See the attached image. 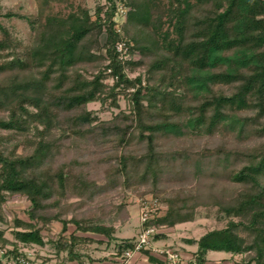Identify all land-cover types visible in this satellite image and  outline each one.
Here are the masks:
<instances>
[{"label":"trees","instance_id":"trees-1","mask_svg":"<svg viewBox=\"0 0 264 264\" xmlns=\"http://www.w3.org/2000/svg\"><path fill=\"white\" fill-rule=\"evenodd\" d=\"M50 1L61 0L43 3ZM124 3L132 10L120 27L123 37L114 20L117 0L98 7L95 20L88 12L47 17L37 23L38 35L26 47L1 27L0 52L10 47L22 52L0 63V73H11L0 82V221H6L5 196L23 195L30 205L29 222L18 221L22 230L14 232L16 243L0 229V249L10 245L7 253L17 256L23 254L20 244L43 247L38 225L58 221L63 229L55 249L79 259L76 232L111 240L114 228L108 224L119 220L106 221L105 214L86 211L62 217L69 207L61 205L64 200L77 197L87 206L106 193L105 184L89 172L92 166L108 164L104 145L113 143L117 153L113 174L128 179L142 166V176L155 185L162 177L170 180L178 160V170L190 160L184 151H157L158 138L218 134L232 137L234 145L197 154L191 161L193 177H212L207 168L214 167V181L228 177L247 189L232 196L205 180L206 192L181 189L166 198L165 214L155 223L173 227L193 221L200 202L217 206L231 219L199 238L187 264H206L210 251L244 256V264H264V144L250 151L241 147L255 133L264 136V0H169L166 10L161 0ZM165 14L171 32L161 31ZM103 33L104 53H92L100 49ZM120 41L131 45L126 57L117 50ZM144 63L147 83L141 75L130 78L128 71ZM88 64L93 66L91 77L82 73ZM122 95L130 111H120L110 121L97 120L87 109L89 103L108 99L118 107ZM133 141L144 144L143 153L131 152ZM69 150L77 160L60 163ZM145 195L164 205L158 194L140 197ZM70 224L75 232L66 237L62 234ZM134 241L121 242L119 251L133 250Z\"/></svg>","mask_w":264,"mask_h":264},{"label":"rangeland","instance_id":"rangeland-1","mask_svg":"<svg viewBox=\"0 0 264 264\" xmlns=\"http://www.w3.org/2000/svg\"><path fill=\"white\" fill-rule=\"evenodd\" d=\"M107 3V0H61V1H50L47 4L43 3V0H0V29L1 27L7 29L11 36L14 39V42L20 43L23 47L30 46L33 44V41L37 37V23H44L47 17H57V18H67L70 14H82L83 12H88L91 16L92 20L96 18V11L98 7H101ZM169 0H161V9L166 10L169 7ZM117 7L119 11H123V22L126 19V14L132 10V6L125 5L124 0H117ZM26 18H21V17ZM169 15L165 14L162 18L161 31H172V26L170 23ZM173 36V35H172ZM2 33L0 30V39H2ZM99 44L100 49H93L92 53L99 54L104 53V50H101V47L104 45L106 41L105 33L99 36ZM22 49L19 47H10V49H6L5 51H1L0 54V63H5L13 59L14 54H21ZM138 53V50H136ZM163 53H159L158 55L162 58ZM140 56V54H139ZM93 66L88 64L84 71H82L83 75L86 77H91V71ZM147 65L144 63L142 67L135 68L133 70L128 71V75L130 78H135L141 75L143 79V83H147ZM11 73H0V82L5 81L8 77H10ZM131 90V89H129ZM130 103L129 101L122 96L118 98V107H114L110 99H108L105 103L101 102H92L89 103L87 109L92 112V116L100 121H110L112 120L120 111H124L125 113H129L130 111ZM34 111L33 108H30ZM5 134V133H2ZM226 138V137H225ZM227 141V142H226ZM157 151L162 153H168L169 151H181L189 154L190 160L185 162L183 165V169H177L178 165L182 163V161L178 160L175 166L174 174L169 175L170 180H165L164 177L154 185L152 178L147 179V177L142 176L143 167L139 166L128 172V179L124 176L113 174L115 169V156L116 151L114 148V144L104 145L103 148L105 151V157H108V164L104 163L100 165V168L96 169L95 166H92L89 169L93 179H97L100 184H105L106 193H104L101 197H97L93 202L87 203V206L83 205L84 202H81L77 197H71L68 200H64L62 202L63 205L69 206L65 209L64 215L62 217H66V219H70L73 214H79L81 212L86 211L89 214L94 213L95 215L105 214L107 219H113L118 217V219H123L127 213V207L130 204L131 199L134 197H140L143 193H156L161 197L164 205L163 208L167 207L166 198L173 197L176 191L184 190V191H193V193L197 190H201L206 192L207 186L204 185L205 180L208 183L212 181L214 184V189H220L228 194L234 196L237 193L245 191L247 187L245 185L237 184L232 182V180L228 177L219 178L216 181L212 177L214 173L217 174L218 169L214 167H208L207 171L212 172V177L205 178V180L201 181L200 177H193L192 175V166L193 160L197 157V154L203 153L205 150L213 151L214 149L220 148L221 145H226L227 147H231L234 145V140L232 137L223 139L218 134L213 136H196V135H187L181 139H174L172 137L168 138H158L157 141ZM113 144V145H112ZM264 144V136L259 137L258 134H254L251 138L247 140H243L241 145L243 151L251 150L253 148L259 147ZM133 145L129 147L132 153H143L144 152V144H139L136 141H133ZM109 149V150H108ZM22 147L18 149L21 152ZM120 151V149H119ZM75 152L68 151L64 152L60 163H70L73 164L74 160H77ZM119 155V154H118ZM97 165V162L93 163ZM240 165L236 166L238 169ZM77 171V168H75ZM184 170L185 172H183ZM79 172L74 174L75 176L79 175ZM78 174V175H77ZM215 174V175H216ZM126 179V180H125ZM204 185V186H203ZM203 186V188H201ZM68 192L71 190L68 188ZM72 191V190H71ZM70 193V192H69ZM84 201V200H83ZM81 202V203H80ZM195 209V222L192 223L189 227H187L184 231L180 232V238L189 237L190 239H198L205 232H208L213 229H219L224 227L227 222L231 219L230 216H227L226 213L220 212L217 206L214 205H204L202 202ZM80 204V206L76 207L75 205ZM29 201L27 197L23 195H7L5 196V200L3 203V208L5 211L6 221H0V229L5 231V237L11 241L12 243H16L15 240V231H20L22 228L18 225V221L28 223V209H29ZM72 205V208L70 206ZM73 205L75 207H73ZM56 211V209H54ZM235 219L236 218H232ZM132 224H138V218L133 217ZM62 226L60 222H51L48 225H42L40 223L38 228L42 231L44 241L47 243L45 247L28 245L24 246L20 244L21 251L25 255H30L36 261L38 259L47 258L46 255L54 252L56 242L58 238L61 236V233L57 231L55 226ZM71 225L73 229L74 226ZM181 245L182 242H179ZM179 243H173L170 247L178 249L180 252L182 251V247ZM6 249H12V246L6 247ZM226 256V253L213 252L208 256L209 259H213L215 257L223 258ZM62 260V259H60ZM65 260L67 258L65 257ZM188 260V259H187ZM221 262V260H218ZM246 258L244 256H237L236 264H244Z\"/></svg>","mask_w":264,"mask_h":264},{"label":"crops","instance_id":"crops-1","mask_svg":"<svg viewBox=\"0 0 264 264\" xmlns=\"http://www.w3.org/2000/svg\"><path fill=\"white\" fill-rule=\"evenodd\" d=\"M164 214L165 212H163V215ZM133 217L138 218V224H132ZM194 222L195 220L180 223L173 227L162 225L160 234L157 235L154 240V247L164 249L169 248L173 243L182 242V245L179 243L183 246L180 253L184 259L191 260L194 253L197 251V241L200 237L198 239H190L189 237L180 238V232L184 231ZM108 225H112L114 228L111 240L94 233L76 232L74 234L75 227L72 229L71 225H69L67 231L62 235L69 237L74 234L77 237L76 253L80 256L79 259H71L66 251L59 252L54 249V252L46 255L47 258L38 259L37 262L39 264H167L166 256L164 254L150 250L135 251L129 258H125L119 251V245L121 242L126 240H135L140 233L141 223L136 204L130 203L128 205L126 217ZM55 228L59 231V233H61L63 226L57 225ZM46 245L47 243L45 246ZM213 252L214 251L208 252L206 256V264H236L237 256L226 252H223L226 253V256L223 258L215 257L213 259H209L208 256ZM65 257L67 260H65ZM218 260H221V262Z\"/></svg>","mask_w":264,"mask_h":264},{"label":"built area","instance_id":"built-area-1","mask_svg":"<svg viewBox=\"0 0 264 264\" xmlns=\"http://www.w3.org/2000/svg\"><path fill=\"white\" fill-rule=\"evenodd\" d=\"M123 11L117 12L114 20L116 22V29L118 34L123 37V33L120 29L123 22ZM131 45H127L125 42L120 41L117 43V50L122 57H126ZM136 59V58H134ZM130 203H134L138 207L139 219L141 223V230L137 239L134 241V249L123 252L125 258H129L133 252L141 250H150L166 256L167 264H187L189 260L184 259L180 251L176 248L169 247L159 249L154 247V240L157 235L160 234L162 225H157L155 222L163 216L164 208L159 203L158 199L145 195L142 197H134ZM23 252V251H21ZM0 264H39L30 255H9L6 249H0Z\"/></svg>","mask_w":264,"mask_h":264}]
</instances>
